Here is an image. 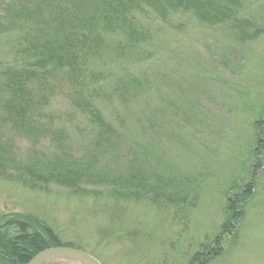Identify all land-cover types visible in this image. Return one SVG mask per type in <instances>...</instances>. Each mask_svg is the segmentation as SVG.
I'll return each mask as SVG.
<instances>
[{
    "label": "rangeland",
    "instance_id": "374dc122",
    "mask_svg": "<svg viewBox=\"0 0 264 264\" xmlns=\"http://www.w3.org/2000/svg\"><path fill=\"white\" fill-rule=\"evenodd\" d=\"M241 1L239 16L261 27L252 40L236 39L231 27L203 24L192 12H170L167 21L146 6L138 15L148 38L105 52L95 66L103 74L92 78V89L80 87L100 93L93 99L84 91L78 99L89 97L121 135V154L105 153L94 163L120 171L144 162V169L194 178L190 203L112 194L106 185L83 191L57 183L28 187L0 175V213L34 214L63 243L101 264H187L199 243L218 233L231 185L242 189L250 176L254 187L238 229L223 235L222 251L208 264H264V0ZM11 37L0 32V65L12 60ZM63 72H57L45 108L53 126L68 131L73 156L86 161L96 131L86 110L72 115L77 79ZM127 74L138 81L121 97L116 81ZM11 137L12 152L28 155L31 141ZM262 156L257 170L252 165ZM64 259L56 255L39 264H71Z\"/></svg>",
    "mask_w": 264,
    "mask_h": 264
},
{
    "label": "trees",
    "instance_id": "16d2710c",
    "mask_svg": "<svg viewBox=\"0 0 264 264\" xmlns=\"http://www.w3.org/2000/svg\"><path fill=\"white\" fill-rule=\"evenodd\" d=\"M146 6L163 20L177 10L192 12L203 24L231 27L236 39L242 41L255 39L262 32L254 20L239 16L241 0H0V32L12 35L11 47L8 46L12 60L0 65V175L13 177L28 187L47 188L49 183H57L83 191L106 185L112 194L148 197V193L155 201L190 203L197 187L194 178L159 173L151 167L144 169V162L120 171L94 163L102 154H121L117 148L121 135L89 100L92 94L100 93L80 87L92 89L93 79L103 74L100 68L95 71V66L105 52L122 50L127 42L138 43L148 38L138 15ZM106 33L113 37L112 43L105 38ZM108 55L110 59L114 56ZM58 71L77 79L78 89L71 94L75 104L72 115L78 108L81 112L86 110V120L96 131L91 145L93 156L87 153L86 161L73 156L68 131L54 127L45 108L55 89ZM128 76L116 81L115 89L121 90V97L128 85L138 81ZM83 92L87 96L90 93L89 97L79 100ZM11 135L31 141L28 155L19 157L12 152ZM40 141L44 146H39ZM252 166L262 170L263 156L257 157ZM253 179L249 176L242 189L239 183L231 185L229 189L233 191L227 196L226 214L218 233L211 240L200 242L187 264H208L222 251L223 235L238 229L245 202L254 187ZM0 221V264H24L46 247L72 245L63 243L34 214L6 211L0 213Z\"/></svg>",
    "mask_w": 264,
    "mask_h": 264
},
{
    "label": "water",
    "instance_id": "95a60500",
    "mask_svg": "<svg viewBox=\"0 0 264 264\" xmlns=\"http://www.w3.org/2000/svg\"><path fill=\"white\" fill-rule=\"evenodd\" d=\"M70 256L81 260L86 264H101V262L92 254L73 246L58 245L38 251L25 264H39L53 256Z\"/></svg>",
    "mask_w": 264,
    "mask_h": 264
},
{
    "label": "bare ground",
    "instance_id": "6f19581e",
    "mask_svg": "<svg viewBox=\"0 0 264 264\" xmlns=\"http://www.w3.org/2000/svg\"><path fill=\"white\" fill-rule=\"evenodd\" d=\"M64 257H65V259H68V260L64 259L66 263L68 261H70L71 264H86V263L82 262L81 260L74 258V257H70V256H64Z\"/></svg>",
    "mask_w": 264,
    "mask_h": 264
}]
</instances>
